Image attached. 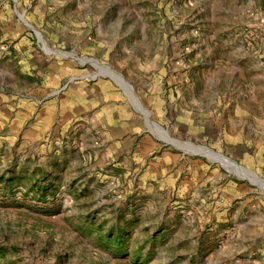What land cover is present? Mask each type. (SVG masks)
Returning a JSON list of instances; mask_svg holds the SVG:
<instances>
[{"label": "rangeland", "instance_id": "374dc122", "mask_svg": "<svg viewBox=\"0 0 264 264\" xmlns=\"http://www.w3.org/2000/svg\"><path fill=\"white\" fill-rule=\"evenodd\" d=\"M0 264H264V0H0Z\"/></svg>", "mask_w": 264, "mask_h": 264}, {"label": "crops", "instance_id": "0c3cea01", "mask_svg": "<svg viewBox=\"0 0 264 264\" xmlns=\"http://www.w3.org/2000/svg\"><path fill=\"white\" fill-rule=\"evenodd\" d=\"M8 15V14H7ZM10 17V16H9ZM8 17V19H9ZM72 58V57H71ZM73 60L77 61L76 58H73ZM58 72L60 73L62 71V67L59 65L57 67ZM106 79V84H103L101 86H95L96 88H100L99 90H101V87L107 89V92L110 94H117L118 95V99L125 103V99H124V92H123V87L122 85L119 83V81H117V79L112 75L109 74L107 76H105ZM97 90V89H96ZM96 90L93 92V97H96ZM101 93V92H100ZM99 94V91H98ZM102 94V93H101ZM29 109V108H28ZM43 117V114H40L38 119L40 120ZM38 122V121H37Z\"/></svg>", "mask_w": 264, "mask_h": 264}]
</instances>
